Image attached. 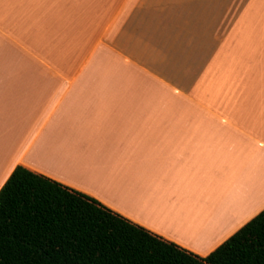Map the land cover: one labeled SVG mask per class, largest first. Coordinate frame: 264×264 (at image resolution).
I'll return each instance as SVG.
<instances>
[{
  "label": "crops",
  "instance_id": "1",
  "mask_svg": "<svg viewBox=\"0 0 264 264\" xmlns=\"http://www.w3.org/2000/svg\"><path fill=\"white\" fill-rule=\"evenodd\" d=\"M17 166L209 254L264 209V0H0Z\"/></svg>",
  "mask_w": 264,
  "mask_h": 264
},
{
  "label": "trees",
  "instance_id": "2",
  "mask_svg": "<svg viewBox=\"0 0 264 264\" xmlns=\"http://www.w3.org/2000/svg\"><path fill=\"white\" fill-rule=\"evenodd\" d=\"M0 264H264V209L199 256L17 166L0 189Z\"/></svg>",
  "mask_w": 264,
  "mask_h": 264
}]
</instances>
